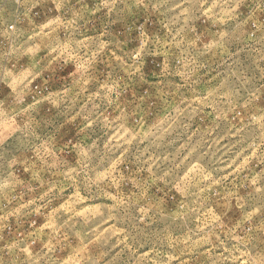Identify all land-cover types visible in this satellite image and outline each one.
I'll use <instances>...</instances> for the list:
<instances>
[{
  "label": "rangeland",
  "instance_id": "374dc122",
  "mask_svg": "<svg viewBox=\"0 0 264 264\" xmlns=\"http://www.w3.org/2000/svg\"><path fill=\"white\" fill-rule=\"evenodd\" d=\"M148 154L180 179L137 234ZM0 264H264V0H0Z\"/></svg>",
  "mask_w": 264,
  "mask_h": 264
},
{
  "label": "clouds",
  "instance_id": "9594fccd",
  "mask_svg": "<svg viewBox=\"0 0 264 264\" xmlns=\"http://www.w3.org/2000/svg\"><path fill=\"white\" fill-rule=\"evenodd\" d=\"M132 156L135 157V153H132ZM103 159L104 157L99 151L92 153L88 163L80 168L79 174L75 178L69 177V179H74L75 183L88 196L106 195L111 190V185H98L93 179V173ZM130 163L135 165V170L129 169L128 175L138 181V183L133 182L135 193L119 202H114L108 206L106 211L110 215L123 219L129 225L131 231L140 234L148 223L144 219V210L148 209L153 217H159L161 215L160 208L164 207L162 200L176 188L180 177L179 173L167 163L152 160L150 154L145 159H131ZM152 188H155L156 192H164L165 197H157L151 192ZM131 231L125 234L124 239L131 235ZM242 242L244 241L242 240Z\"/></svg>",
  "mask_w": 264,
  "mask_h": 264
}]
</instances>
